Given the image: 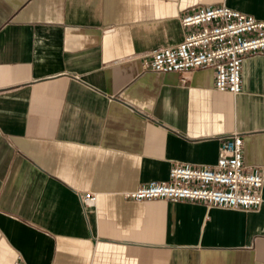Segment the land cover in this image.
Masks as SVG:
<instances>
[{"label": "crops", "instance_id": "crops-1", "mask_svg": "<svg viewBox=\"0 0 264 264\" xmlns=\"http://www.w3.org/2000/svg\"><path fill=\"white\" fill-rule=\"evenodd\" d=\"M222 3L264 20V0H0V264H264V202L123 196L212 166L235 133L264 176V54L238 94L213 67L143 65L184 39L192 7Z\"/></svg>", "mask_w": 264, "mask_h": 264}, {"label": "built area", "instance_id": "built-area-1", "mask_svg": "<svg viewBox=\"0 0 264 264\" xmlns=\"http://www.w3.org/2000/svg\"><path fill=\"white\" fill-rule=\"evenodd\" d=\"M181 22L189 29L184 39L175 46L154 49L144 60V68L182 74L213 67L216 90L240 93L245 58L264 54V20L222 3L192 7ZM263 190L264 176L256 167L245 165L244 139L235 133L222 139L217 162L212 166L174 165L168 180L141 184L123 196L133 201H189L248 210L263 204ZM97 196L85 192L82 202L94 206ZM13 264L26 263L18 257Z\"/></svg>", "mask_w": 264, "mask_h": 264}]
</instances>
